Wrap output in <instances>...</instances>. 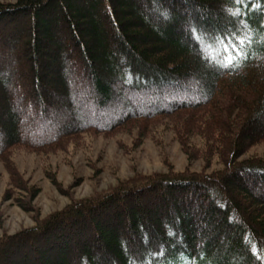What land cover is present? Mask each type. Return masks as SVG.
Here are the masks:
<instances>
[{"label": "trees", "instance_id": "trees-1", "mask_svg": "<svg viewBox=\"0 0 264 264\" xmlns=\"http://www.w3.org/2000/svg\"><path fill=\"white\" fill-rule=\"evenodd\" d=\"M134 131H170L202 171L70 197L1 236L0 264H264V151L250 154L264 146V0L0 2V162L12 188L31 195L16 150Z\"/></svg>", "mask_w": 264, "mask_h": 264}, {"label": "rangeland", "instance_id": "rangeland-1", "mask_svg": "<svg viewBox=\"0 0 264 264\" xmlns=\"http://www.w3.org/2000/svg\"><path fill=\"white\" fill-rule=\"evenodd\" d=\"M15 1L0 0L4 3ZM194 83L192 79L185 81L190 88ZM150 90L155 92V89ZM130 101L136 103L135 99ZM70 111L72 117L80 116L82 112L81 107L70 108ZM32 116L26 114L23 121L27 118L30 125L34 124L36 121ZM53 119L57 122L58 115ZM263 151L264 146H260L250 154ZM11 162L31 195L10 186V173L0 162V237L33 227L36 219L64 209L70 203V197L81 200L104 194L135 176L201 172L204 165L203 161H189L170 131L146 139L136 131L113 136L84 135L56 153L16 150ZM220 168L214 163L210 171ZM10 188L13 191L8 192ZM5 194L11 199H6ZM33 194L35 197L30 202L29 196ZM20 203L29 211L19 206Z\"/></svg>", "mask_w": 264, "mask_h": 264}]
</instances>
